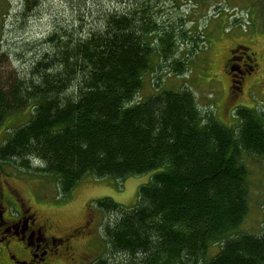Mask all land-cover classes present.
Returning <instances> with one entry per match:
<instances>
[{
  "label": "trees",
  "instance_id": "1",
  "mask_svg": "<svg viewBox=\"0 0 264 264\" xmlns=\"http://www.w3.org/2000/svg\"><path fill=\"white\" fill-rule=\"evenodd\" d=\"M167 1L63 0L71 18L17 43L23 67L0 73V125L25 109L31 116L0 144V163L52 176L65 196L87 175L156 171L134 207L93 202L108 245L93 264H264V214L260 234L239 229L249 211L244 154L264 157V113L237 108L230 127L202 112L189 88L137 100L156 58L183 73L200 40ZM43 2L20 0L17 18L25 24Z\"/></svg>",
  "mask_w": 264,
  "mask_h": 264
},
{
  "label": "rangeland",
  "instance_id": "2",
  "mask_svg": "<svg viewBox=\"0 0 264 264\" xmlns=\"http://www.w3.org/2000/svg\"><path fill=\"white\" fill-rule=\"evenodd\" d=\"M169 2L171 0L163 9L173 15H184L185 28L192 34L197 29V33H201L200 40L197 47L188 45L191 53L183 73L175 72L170 61L156 58L144 74L137 100H143L159 89L189 88L202 112L214 113L220 122L230 127L239 124L237 108L264 113V0H183L178 7ZM20 5V0H0L1 54L11 51L8 57H0V73L4 78L8 74L6 71L22 70L23 63L13 54L17 43L41 39L51 29L53 19L71 18L70 8L63 0H44L41 8L23 24V18L16 16ZM237 43L255 51L259 63L256 70L242 79L239 91L231 89L232 83L225 69V62L231 56L230 49ZM188 46L184 45L177 52H187ZM236 56L241 54L236 53ZM241 67L244 69L242 64ZM30 110L11 114L4 120L0 125V144L12 127L30 118ZM244 158L249 172V211L239 229L258 235L264 214V157L244 154ZM155 172L123 180L96 179L87 175L65 196L52 176L27 173L0 163V205L3 206L0 210L3 208L6 218H13L23 203L24 210L29 208L35 215L37 225L46 227L48 238L74 234L70 249L66 251L60 246V254L50 264H93L108 248L101 226L105 216L92 206L93 202L110 197L126 207H134L139 201V186L150 182ZM9 224L1 226L0 231L10 227ZM39 237L36 232L35 241ZM216 249L217 246L213 250ZM42 250L41 246L34 252L39 256ZM13 253L26 258L23 246ZM0 264L15 263L0 250Z\"/></svg>",
  "mask_w": 264,
  "mask_h": 264
},
{
  "label": "flooded vegetation",
  "instance_id": "3",
  "mask_svg": "<svg viewBox=\"0 0 264 264\" xmlns=\"http://www.w3.org/2000/svg\"><path fill=\"white\" fill-rule=\"evenodd\" d=\"M236 53L241 56L237 57ZM230 55L225 62V69L232 83L231 89L239 91L245 75L251 74L259 66L257 54L249 46L237 43L233 49H230ZM0 207L3 206L0 205ZM23 207V203L18 206L13 218H6L3 208L0 210V227L10 222V227L0 231V250L15 264H50L60 254V246H63L66 251L70 249V239L74 234L48 238L46 227L37 225L35 215L30 213L29 208L24 210ZM36 232L40 234V237L35 241ZM21 246L25 248L26 258H19L13 253ZM41 246L43 250L38 256L34 251H38Z\"/></svg>",
  "mask_w": 264,
  "mask_h": 264
}]
</instances>
